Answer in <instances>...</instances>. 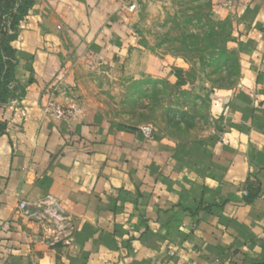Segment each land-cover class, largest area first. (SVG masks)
<instances>
[{
    "label": "crops",
    "instance_id": "1",
    "mask_svg": "<svg viewBox=\"0 0 264 264\" xmlns=\"http://www.w3.org/2000/svg\"><path fill=\"white\" fill-rule=\"evenodd\" d=\"M123 1L33 0L19 23L23 93L0 103V264H264V0L235 2L241 74L211 95L210 134L176 143L91 106L69 120L45 109L66 101L72 47L184 81L181 63L139 50Z\"/></svg>",
    "mask_w": 264,
    "mask_h": 264
},
{
    "label": "rangeland",
    "instance_id": "2",
    "mask_svg": "<svg viewBox=\"0 0 264 264\" xmlns=\"http://www.w3.org/2000/svg\"><path fill=\"white\" fill-rule=\"evenodd\" d=\"M235 2L124 0L139 50L163 62L181 63L184 67L175 70L184 81L173 84L151 75L135 76L123 63L90 64L80 47H72L73 72L66 81L61 80L66 101L57 102L73 109L77 105L94 107L120 126H151L153 136L171 143L206 137L214 117L211 95L218 89L233 88L241 74L232 45ZM131 4L134 8L129 10Z\"/></svg>",
    "mask_w": 264,
    "mask_h": 264
},
{
    "label": "trees",
    "instance_id": "3",
    "mask_svg": "<svg viewBox=\"0 0 264 264\" xmlns=\"http://www.w3.org/2000/svg\"><path fill=\"white\" fill-rule=\"evenodd\" d=\"M32 4L33 0H0V103L19 98L23 93V86L14 77L16 58L12 42L17 38L20 21ZM13 82L16 84L11 87ZM2 128L0 123V130ZM252 189L248 190V199L257 191Z\"/></svg>",
    "mask_w": 264,
    "mask_h": 264
},
{
    "label": "built area",
    "instance_id": "4",
    "mask_svg": "<svg viewBox=\"0 0 264 264\" xmlns=\"http://www.w3.org/2000/svg\"><path fill=\"white\" fill-rule=\"evenodd\" d=\"M134 8V4H131L129 6V10H132ZM17 103L19 102V99L15 100ZM20 104V103H18ZM17 111L19 112V114L24 117L25 115V107L19 105L17 106ZM46 111L48 113H50L53 117L58 118V119H69L75 109H73L72 107H66L63 104H61L60 102L55 101L54 99H50L49 102L47 103L46 107H45ZM139 130L141 131V133L143 134V136L150 138L153 135V129L151 126H142L139 128ZM246 193V191H244ZM260 196L264 199V189L262 190ZM20 208L24 209L25 208V203L24 202H20Z\"/></svg>",
    "mask_w": 264,
    "mask_h": 264
}]
</instances>
